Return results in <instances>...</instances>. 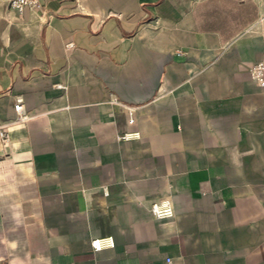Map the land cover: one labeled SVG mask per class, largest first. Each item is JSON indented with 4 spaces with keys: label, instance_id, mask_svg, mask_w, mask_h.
<instances>
[{
    "label": "crops",
    "instance_id": "obj_1",
    "mask_svg": "<svg viewBox=\"0 0 264 264\" xmlns=\"http://www.w3.org/2000/svg\"><path fill=\"white\" fill-rule=\"evenodd\" d=\"M261 61L264 0H0V264H264Z\"/></svg>",
    "mask_w": 264,
    "mask_h": 264
},
{
    "label": "built area",
    "instance_id": "obj_2",
    "mask_svg": "<svg viewBox=\"0 0 264 264\" xmlns=\"http://www.w3.org/2000/svg\"><path fill=\"white\" fill-rule=\"evenodd\" d=\"M45 0H9L10 8L16 11L18 14L24 13L28 8L34 10H40L44 7ZM253 80L259 85L264 86V62H258L252 67ZM15 108L19 113L20 119H26L28 117L24 109L23 97L18 96ZM131 121L134 119L131 117ZM10 125L11 122H0V138L6 142L10 139ZM138 135V132H126L121 135V138H129ZM151 211L156 218L165 219L171 218L175 215L174 206L172 200L169 198L155 200L151 204ZM112 242L111 238H94L92 245L94 248H100ZM171 261V258H168Z\"/></svg>",
    "mask_w": 264,
    "mask_h": 264
}]
</instances>
